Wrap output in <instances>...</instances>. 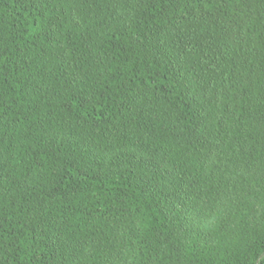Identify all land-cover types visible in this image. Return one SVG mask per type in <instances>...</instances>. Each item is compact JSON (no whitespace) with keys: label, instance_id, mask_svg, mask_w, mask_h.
<instances>
[{"label":"trees","instance_id":"1","mask_svg":"<svg viewBox=\"0 0 264 264\" xmlns=\"http://www.w3.org/2000/svg\"><path fill=\"white\" fill-rule=\"evenodd\" d=\"M0 264H264V0H0Z\"/></svg>","mask_w":264,"mask_h":264}]
</instances>
